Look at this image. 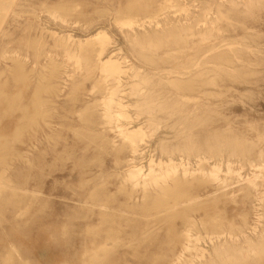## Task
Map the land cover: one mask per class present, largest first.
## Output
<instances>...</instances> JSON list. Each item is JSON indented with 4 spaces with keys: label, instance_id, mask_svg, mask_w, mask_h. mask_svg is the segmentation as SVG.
Returning <instances> with one entry per match:
<instances>
[{
    "label": "rangeland",
    "instance_id": "rangeland-1",
    "mask_svg": "<svg viewBox=\"0 0 264 264\" xmlns=\"http://www.w3.org/2000/svg\"><path fill=\"white\" fill-rule=\"evenodd\" d=\"M0 9V264H264V0Z\"/></svg>",
    "mask_w": 264,
    "mask_h": 264
},
{
    "label": "bare ground",
    "instance_id": "bare-ground-1",
    "mask_svg": "<svg viewBox=\"0 0 264 264\" xmlns=\"http://www.w3.org/2000/svg\"><path fill=\"white\" fill-rule=\"evenodd\" d=\"M3 1V0H2ZM2 6V5H1ZM1 10V9H0ZM95 36H97V38H101L102 36H104V35H102V32L100 31V32H98L97 34H95ZM89 39V38H88ZM97 40V39H96ZM94 41V40H93ZM104 43V42H103ZM91 44V43H90ZM98 45V44H97ZM21 63V62H20ZM19 63V64H20ZM23 64V63H22ZM22 64H21V66H19V67H22ZM24 65V64H23ZM80 65V64H79ZM24 67V66H23ZM18 68V67H17ZM122 68V67H121ZM121 68H120V66H119V63H118V61H116V60H113L112 58H108L107 60H105L104 62H103V69L106 71V73L107 74H109L110 76H116L117 74H119L122 70H121ZM20 68H18V70H19ZM20 71V70H19ZM18 73H20V72H18ZM104 83H106V82H104ZM111 99V98H110ZM110 99H109V101H110ZM113 101V100H112ZM112 101H110V102H112ZM115 101V100H114ZM107 102V101H106ZM109 102V103H110ZM16 106V105H15ZM17 108H18V106H17ZM110 108V107H109ZM27 109V108H26ZM38 112V111H37ZM36 114V111H35V113L34 114H32V116H34ZM30 115V114H29ZM117 115V114H116ZM31 116V117H32ZM122 116V115H121ZM35 117V116H34ZM102 117H104V116H102ZM30 118V117H29ZM28 120V119H27ZM35 121V120H34ZM22 125V124H21ZM140 133H141V129L140 128H138V129H134V130H130V131H126L125 132V134H126V136L128 137V138H131L130 140H132V142L134 143V142H136V137H139L140 136ZM143 136V135H142ZM126 139V138H125ZM259 167H261V166H259ZM137 168H139V167H137ZM131 169V170H129V173H128V175H129V179H131L133 182H134V184H138L139 182V176H140V169ZM150 169V168H149ZM151 172H152V170H151ZM160 172H162V171H160ZM127 173V172H126ZM164 173V172H163ZM162 173V174H163ZM167 173V172H166ZM215 173V172H214ZM146 174V173H145ZM150 174V173H149ZM161 174V175H162ZM168 174V173H167ZM187 174V173H186ZM211 174V173H210ZM158 175V174H157ZM144 176V175H143ZM155 176V175H154ZM155 177H158V176H155ZM161 177H163V175L161 176ZM160 177V178H161ZM159 178V177H158ZM214 178H215V176H214ZM142 181H143V179H142ZM145 184V183H144ZM144 187V186H143Z\"/></svg>",
    "mask_w": 264,
    "mask_h": 264
}]
</instances>
